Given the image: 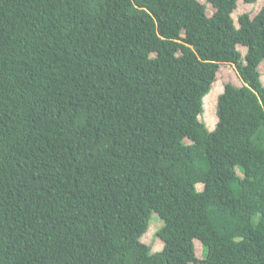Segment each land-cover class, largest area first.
<instances>
[{
	"label": "trees",
	"instance_id": "16d2710c",
	"mask_svg": "<svg viewBox=\"0 0 264 264\" xmlns=\"http://www.w3.org/2000/svg\"><path fill=\"white\" fill-rule=\"evenodd\" d=\"M239 1L0 0V264H264V6L238 26ZM224 64L242 85L187 142Z\"/></svg>",
	"mask_w": 264,
	"mask_h": 264
},
{
	"label": "rangeland",
	"instance_id": "374dc122",
	"mask_svg": "<svg viewBox=\"0 0 264 264\" xmlns=\"http://www.w3.org/2000/svg\"><path fill=\"white\" fill-rule=\"evenodd\" d=\"M191 0H171L172 6H177L180 4H189ZM202 2L206 3L207 5V13L212 15L215 11L214 6L207 2V0H201ZM264 6V0H258L253 3H247L244 0H240L238 3L237 8L233 13V17L236 21V24L239 26L238 17L244 13L249 12L251 16H254ZM183 36L186 38H193L194 34L191 30V27L188 26L184 32ZM239 49L242 51L243 54L246 53L247 49L244 45H239ZM108 60H112L117 57V66L121 72H126L130 67H132L135 63V59L138 56H132L130 58H125L121 54V45L116 44L112 46L106 55ZM59 66L63 69L64 72H69V68L64 65L63 63H59ZM260 70L262 73V80L264 82V62L260 64ZM227 82H233L236 85L241 86L242 81L237 73V70L233 64H224L220 67L218 72V78L214 83L212 91L207 94L204 98L205 101V110L203 113L199 112L198 109V99L199 95L196 96H188L186 103H185V110L184 113L188 117L190 114H195L194 119H188V123L186 125V131L188 136L186 137L187 142H191L190 135L192 133L193 125L195 121L201 120L204 121L208 128L213 131L216 127L218 116H217V99L218 94L223 91V88ZM133 149V150H132ZM130 151L133 155L139 156L144 149L141 147H133ZM199 189H203V184H198ZM163 219L159 216L157 212H153L152 218L149 223V227L147 232L143 235L142 240L149 244L152 247L153 251H159L163 248V241L157 235V231L163 226ZM109 226V225H108ZM196 252L198 257H203V247L199 240H196Z\"/></svg>",
	"mask_w": 264,
	"mask_h": 264
},
{
	"label": "crops",
	"instance_id": "0c3cea01",
	"mask_svg": "<svg viewBox=\"0 0 264 264\" xmlns=\"http://www.w3.org/2000/svg\"><path fill=\"white\" fill-rule=\"evenodd\" d=\"M258 11H259V10H258ZM257 13H258V12H257ZM257 13H256V14H257ZM256 14H254V16H255ZM254 16H252V17H254Z\"/></svg>",
	"mask_w": 264,
	"mask_h": 264
}]
</instances>
